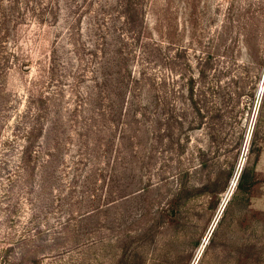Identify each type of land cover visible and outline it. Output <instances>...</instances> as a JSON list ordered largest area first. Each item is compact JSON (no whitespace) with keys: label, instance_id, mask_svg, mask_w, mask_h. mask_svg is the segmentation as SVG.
Here are the masks:
<instances>
[{"label":"rangeland","instance_id":"374dc122","mask_svg":"<svg viewBox=\"0 0 264 264\" xmlns=\"http://www.w3.org/2000/svg\"><path fill=\"white\" fill-rule=\"evenodd\" d=\"M128 1L0 0V264H126L122 247L140 248L158 202L137 195L157 180L152 137L167 136L165 119L151 122L170 109L194 120L192 88L204 108L227 98L223 138L189 133L191 149L214 150L201 170L190 159L205 189L185 225L143 243L146 264H264V0H132L133 21ZM142 23L161 50L148 47L140 103L129 84Z\"/></svg>","mask_w":264,"mask_h":264},{"label":"trees","instance_id":"16d2710c","mask_svg":"<svg viewBox=\"0 0 264 264\" xmlns=\"http://www.w3.org/2000/svg\"><path fill=\"white\" fill-rule=\"evenodd\" d=\"M15 3V0H12ZM30 0H27V4ZM119 1V0H118ZM127 6L124 9L125 15L130 13L133 21V17L135 13H138L139 10H135V5L132 0L125 3ZM135 10V12L133 11ZM134 13H133V12ZM143 23L141 30L135 32L134 37L140 43L139 49V62L141 67L139 71V76L131 80L129 84V91L133 94V97L137 95L138 101L141 103V99H139V92L143 88V81L146 76V64L149 62L148 56L150 54L148 47L153 48V52L160 53V48L154 43H150L143 40ZM134 31V30H130ZM132 33V32H131ZM153 56V55H152ZM146 63V64H145ZM204 79V77H203ZM142 81V82H141ZM191 83L193 81L191 80ZM212 88V87H211ZM221 90V86H219ZM140 92V93H141ZM162 97V99H161ZM189 99L192 103V114H195L194 120L189 121L186 125V121H180L182 116L173 115L168 110V114L166 116H161V114H156L155 121L151 122V124L160 123L161 120L165 119L167 121L166 132L167 136H153V142H157V145L151 147V155L150 160L154 167H156L155 176L157 180L155 182L149 181L147 185L139 189L137 195L139 197L144 196L145 194L154 193L156 194L158 202L154 207L152 213L149 212V217L146 225L138 232L137 239L140 241V248L132 250L129 245H125L122 247V260L126 264H146V254H144V250H142V245L150 239L151 241L156 242L158 239L159 233H162L166 228H169L172 225H185L187 220L190 218L191 208L190 202L197 193L201 192L205 188L202 186L199 187L197 185H193L191 182L192 170L196 168L193 166L191 162V158L197 159L199 161L198 168L201 170L208 165V162L211 160L212 154H214V150L203 148L202 146H196L194 148H190V144L192 142V136L189 133L193 130L207 128L209 129V136L211 137V142L216 145L223 136H214L217 134V131L221 134L226 124V116L228 112V106L226 104L227 98L223 96L220 99V103H223L225 107L220 105V108L217 105L207 106L206 108L199 105V102H196L195 92L193 88L191 89ZM159 101L163 102V107L167 106V101H165V96H160ZM161 103V102H160ZM167 108H170L169 106ZM231 108V112H232ZM148 107L144 106L141 111V115L144 116L145 113L147 115ZM166 117V118H165ZM183 119H187L184 118ZM39 137V136H37ZM34 136H24V144L22 146V160L24 163H28L32 160V154L34 153V145L35 140ZM159 144H162L161 148ZM219 149V148H218ZM217 149V150H218ZM149 159V155L148 158ZM247 170L243 172V175L240 179L239 190H243L244 181L246 179ZM229 184V177L223 183L217 181L214 185L216 188H212L210 190L211 197L218 200L220 194L224 192ZM217 202V201H216ZM114 202H104L102 205L91 208L87 210L84 216H91L95 212L106 211V209H110V205ZM146 216V215H144ZM183 223V224H182ZM73 225L72 217L66 218L64 222L61 223V227H64L66 230H69ZM28 238H31L29 236ZM27 238V240H28ZM26 239V238H25Z\"/></svg>","mask_w":264,"mask_h":264}]
</instances>
